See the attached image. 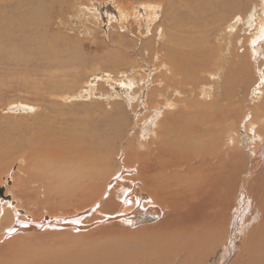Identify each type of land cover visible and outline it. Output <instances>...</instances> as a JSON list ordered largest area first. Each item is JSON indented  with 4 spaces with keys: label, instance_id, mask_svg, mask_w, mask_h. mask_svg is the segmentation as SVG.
<instances>
[{
    "label": "bare ground",
    "instance_id": "1",
    "mask_svg": "<svg viewBox=\"0 0 264 264\" xmlns=\"http://www.w3.org/2000/svg\"><path fill=\"white\" fill-rule=\"evenodd\" d=\"M26 1L43 5V0ZM169 1L163 3L170 5ZM175 1L195 13L187 17L191 27H185L183 18H178L175 35L165 33L156 21L159 8L143 5L145 27L151 31L159 24L155 32L161 30L160 42L167 43L159 47L165 53L152 79L153 88L144 97L146 78L137 81V88L131 81L127 85L120 83L122 90L117 98L121 101L113 102L115 109L100 116L90 110L78 117L72 111L66 114L65 98L59 96L68 94L67 87L57 84L49 91V87L40 86L31 78L45 76L52 58L58 57L61 66V53L56 47L59 39L48 38L50 20L31 24L28 38L22 34L2 38L0 34V66L11 67L16 71L14 75L25 68L30 77L11 84L1 79L0 97L22 89L37 102L18 104L22 106L21 114L30 116L25 118L32 121L29 126L11 131L0 129V156L8 151L22 152L31 164L29 176L36 181L26 183L23 196L1 188L0 247L8 246L0 249L4 253L0 264H209L220 250L221 264H264V136L257 135L253 115L242 116L235 109L220 106L223 101L230 103V98L215 99L216 91L223 89L226 82V77L223 81L221 78L231 60L232 65L238 62L239 71L247 78L251 76L249 68H254L248 56L252 58L254 53L264 60V0L263 17L254 13L250 17L249 28L254 34L248 54L239 58L227 45L229 42L233 48L237 37L220 42L223 48L215 57L209 46L211 38L198 34L218 30L221 18L237 11L242 0ZM35 12L42 14L39 9ZM248 13L251 10L244 14ZM183 31L189 34L184 37ZM234 32L232 27L229 35ZM149 42L144 46H149ZM86 59L104 70L109 64L103 63L104 58L89 56L81 58L82 63ZM212 68L217 69L212 72L213 84L202 85L198 101L183 95L188 92L184 85L187 81L200 69ZM259 77L262 80L250 105L264 102V73ZM90 86L99 87L85 83L80 91L86 92ZM134 89L139 91L135 98L131 97ZM142 97L144 107L137 112H142L138 116V133L133 134L127 148L120 146L114 151L125 128L127 110L136 108ZM40 103L43 106L37 108L35 105ZM117 151L116 157H124L122 163L113 159ZM40 160L48 162L39 163ZM121 164L125 167L122 170L118 169ZM13 179L11 175L5 181L11 185ZM55 182L58 186L51 188ZM45 183H50L49 191L30 190ZM41 190L45 191L44 197H33ZM46 199L54 204L44 203ZM60 204H64L63 209ZM101 220L105 224H99ZM93 232L102 238H120L121 245L97 251L91 238ZM54 236L91 241L79 242L66 252H48L45 247L25 249L17 242Z\"/></svg>",
    "mask_w": 264,
    "mask_h": 264
},
{
    "label": "rangeland",
    "instance_id": "2",
    "mask_svg": "<svg viewBox=\"0 0 264 264\" xmlns=\"http://www.w3.org/2000/svg\"><path fill=\"white\" fill-rule=\"evenodd\" d=\"M169 2L171 3L170 5L165 2L163 3V0H73V3L68 4L62 2L49 4L46 0H43V5L38 7L31 1L5 0L0 1V34L2 38L15 37L17 34H22L25 38H28L30 32L27 29L31 24L39 20H50L51 30L48 38L54 36L59 39V44L56 47L61 53L59 56L61 66L58 65V57L52 58V61L49 63L50 68L46 69L45 76L32 75L31 78L36 79L38 85L49 87V91L52 87H56L57 84L67 87L68 94L59 96L65 98L63 102V108L65 109L63 111L66 114L72 111L78 117L79 114H84L85 111L90 110L92 114L100 116L102 113L112 112L110 108L112 110L115 109L113 102L120 100L117 98L119 90H122L119 87L120 83L124 82L127 85V81H131L135 83V88H137L139 86L137 85V81H142L146 78L147 90L144 97L153 88L152 79H154L157 70L160 68L163 60L162 56L165 53V50H161L159 47L167 45L165 42H160L162 32L161 30L155 32L156 26L161 24L165 33H169L170 35H175L176 33L174 25H178L176 23L178 18H183L181 21L185 27L192 26L187 17L195 16V13L191 14V10L181 2V4H178L175 0L174 2L172 0ZM147 3L159 8L157 12L158 18H156V21L159 20V24L152 27L151 31H148L145 27L147 25L146 9L143 5ZM261 4V0H242L237 11L221 18L218 30L214 32L209 31L202 35L198 34V36H202L205 39L211 38L212 43L209 46H212L215 57L220 54L219 50L223 48V44L220 46V42L224 39L232 40L233 36L237 37L233 48L229 42L227 43L231 53L234 50V55L238 58L243 56V53L248 54L251 35L254 34L249 28L250 17L253 13L256 16L263 17ZM35 9H39L42 14H37ZM249 10H251V13L244 14ZM188 14H191V16H188ZM232 27L235 28V32L229 35ZM254 27L256 28V25ZM188 34L186 31L181 32V35L184 37ZM146 42H149L150 45L144 46ZM204 42L206 45V41ZM228 47H226L225 52H228ZM182 48L186 50V47ZM252 55V58L248 56L254 67L249 68L251 69V76L249 78L239 71L237 67L238 62L234 61L235 63L232 65L231 60L228 71L223 72L224 77L221 78L223 81L226 77V82L223 84V89L221 88L216 91L215 99L225 96V99L228 101V98H230V103L225 104L227 102L223 101L220 102V106H224L225 109H235L242 116L249 115V113L253 115L254 125L256 126L255 131L259 130L257 135L263 137L264 106L260 109L258 106L264 104V102L250 105V99H253L254 92L260 86L262 79L259 77V74L262 75L264 73V60L254 53ZM87 56L91 58H104L103 63L109 62V64L106 65L104 70L100 64H90L91 61L87 59L85 63H82L81 58ZM148 66L152 67V69H149ZM0 67V81L3 79L4 83L11 84L21 80V78V81L30 79L25 73V68L18 75H14L16 71L9 69L11 67ZM39 67L42 69L41 66ZM216 70L213 68L211 70L200 69L190 81L184 84L188 86V92L183 95H190L198 101L202 85L213 84L211 76L212 72L215 73ZM85 83H96L99 87H94L97 91L92 87L93 85L86 89V92H83L85 90L80 91ZM101 84H103L102 87H100ZM21 93L26 95L21 89V92H15L11 95L6 94L2 98L0 97V129L2 131H11L13 128L24 129L32 122L31 120H25L26 117L28 119L30 116H23L21 114L22 106L18 104L27 103L34 105L37 102L35 99H30V96H23ZM77 93H79V96ZM138 94L139 91H135L134 89L131 92V97L135 98ZM144 97L141 98L139 103L137 102L138 104H135L136 108L127 110L126 117L123 120L125 128L121 131L113 150L118 147L120 148V146L121 148L122 146L127 148L133 134L138 133V116H141L142 112H137L140 111V107H144ZM35 106L38 108L43 106V104L40 103ZM40 112L42 113L43 110H40ZM47 112L51 113V111ZM55 116L59 117L57 113ZM117 153L118 151L113 155V159L115 158L118 163H122L124 157L121 155L116 157ZM248 158V156L245 157V159ZM40 162L48 161L40 160ZM50 162L53 161L50 160ZM29 164L24 159L22 152L8 151L1 155L0 190L6 187L8 190H11V194L23 196L25 194L24 186L26 183L36 184V181L32 180L29 176L28 169L31 166ZM32 166H34L33 163ZM62 166L64 169L67 168L66 165ZM123 168L125 167L121 164L118 169L122 170ZM11 175H13L14 179L11 185H9L5 180L7 176ZM258 176H263V174L259 173ZM49 185L50 183H45L42 186L30 188V190L35 192L43 188L49 191ZM56 186H58V183L55 182L51 188H55ZM44 193L45 191L41 190L34 193L33 197L37 198L40 194L44 197ZM26 196L29 195L26 194ZM47 202L54 204L51 199L44 200V203ZM59 206L62 209L64 208V204H60ZM45 221H48V219ZM99 224H105V221L101 220ZM92 234L93 237L91 238H94L92 239L93 247L97 251L121 245L122 240L120 238L109 239L102 238L95 232ZM91 238L71 240L63 236H54L53 238L48 237L46 239L24 240V243H21L20 240L17 242L18 246H24L25 249L40 250L45 247V250L48 252H66L71 247L78 245L79 242L89 243ZM242 242L243 240L240 239L238 246L241 247ZM6 246L8 245H3L0 249ZM240 247L237 248L240 249ZM222 256L223 250H220L216 256H213L209 264H221ZM226 257L228 258V254Z\"/></svg>",
    "mask_w": 264,
    "mask_h": 264
},
{
    "label": "water",
    "instance_id": "3",
    "mask_svg": "<svg viewBox=\"0 0 264 264\" xmlns=\"http://www.w3.org/2000/svg\"><path fill=\"white\" fill-rule=\"evenodd\" d=\"M0 193H1V195H2V190H0Z\"/></svg>",
    "mask_w": 264,
    "mask_h": 264
}]
</instances>
